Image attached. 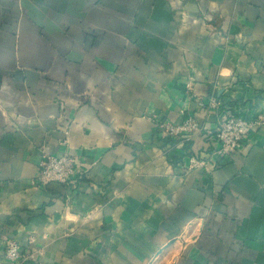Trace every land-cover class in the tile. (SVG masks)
<instances>
[{
	"label": "crops",
	"instance_id": "0c3cea01",
	"mask_svg": "<svg viewBox=\"0 0 264 264\" xmlns=\"http://www.w3.org/2000/svg\"><path fill=\"white\" fill-rule=\"evenodd\" d=\"M213 96L264 114V0H0V264H264V124L223 157Z\"/></svg>",
	"mask_w": 264,
	"mask_h": 264
},
{
	"label": "built area",
	"instance_id": "2783aa9c",
	"mask_svg": "<svg viewBox=\"0 0 264 264\" xmlns=\"http://www.w3.org/2000/svg\"><path fill=\"white\" fill-rule=\"evenodd\" d=\"M200 106L208 111H214L217 116L215 137L219 142L218 153L227 159H232L243 148L251 135L264 124V114L256 112L252 116H244L231 112L224 107L223 102L216 96L208 101L200 100ZM159 130L166 136L191 139L203 131L204 126L193 114H188L181 123L163 120L158 124ZM190 168L207 165L204 159L191 157ZM84 178V171L78 157L69 153L52 155L45 153L40 163L39 173L35 184L49 185L53 182L65 185H78ZM5 256L11 264H25L30 258V252L24 251L14 239H8Z\"/></svg>",
	"mask_w": 264,
	"mask_h": 264
}]
</instances>
